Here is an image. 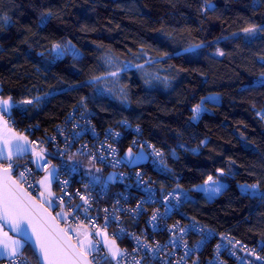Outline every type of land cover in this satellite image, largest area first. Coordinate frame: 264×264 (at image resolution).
Masks as SVG:
<instances>
[{
	"label": "trees",
	"instance_id": "trees-1",
	"mask_svg": "<svg viewBox=\"0 0 264 264\" xmlns=\"http://www.w3.org/2000/svg\"><path fill=\"white\" fill-rule=\"evenodd\" d=\"M251 25L255 34L242 31ZM260 29L264 0H0V96L32 101L8 114L29 138L52 132L77 105L101 127L120 120L139 125L163 151L156 167L146 165L159 189L186 193L183 218L264 243V198L239 186L257 185L264 193ZM56 43L79 55L58 58ZM194 45L201 46L191 50ZM104 49L123 58L147 52L169 68L172 82L148 87L130 70L123 76L126 104L97 96L92 81L106 72ZM211 93L221 100L205 99ZM202 101L209 109L193 120ZM132 137L129 132L127 143ZM209 176L227 182L212 200L195 189ZM24 251L36 260L31 246Z\"/></svg>",
	"mask_w": 264,
	"mask_h": 264
},
{
	"label": "built area",
	"instance_id": "built-area-1",
	"mask_svg": "<svg viewBox=\"0 0 264 264\" xmlns=\"http://www.w3.org/2000/svg\"><path fill=\"white\" fill-rule=\"evenodd\" d=\"M63 56L64 54L58 55V58ZM129 132L133 133V137L127 143ZM29 139L35 142L33 146L36 151L44 150L45 159L50 160L51 164L38 170L32 163L35 157L25 155L23 162L19 163L21 167L15 172L16 178L40 199L39 193L44 189L36 181L42 178L47 168L58 166L59 181H54V206L50 208L57 216L61 208L55 206L60 203L56 197L63 196L61 207L69 215L67 219L57 218L66 229L69 225L82 223L90 232L94 226L101 231L106 230L107 235L117 240L119 248L126 253L123 257H117L120 264L264 262V259L257 260V257L264 258L262 241L249 243L226 231H213L194 219L181 216V193L159 189L156 178L146 166L149 164L156 167L163 151L143 135V129L139 125L120 120L114 125L101 127L86 110L77 105L55 125L52 132ZM129 149L132 150L131 156L128 155ZM136 152H139V156L143 153L145 156L137 159ZM156 152L160 155L157 156ZM3 166L7 167V163ZM98 167L104 168V176L92 178L91 175L97 176ZM25 168L31 169V173H26L21 178L19 172ZM64 181H67V185H64ZM81 196L87 198L88 205L80 199ZM77 205H81L78 211ZM84 207H89L87 214ZM104 209L108 210L107 213ZM154 214L157 217L155 221L152 220ZM74 216H78L79 220L74 219ZM105 216L108 217L106 229ZM113 216L117 217L115 223L111 221ZM181 228L184 229L183 232L180 231ZM121 230L127 235H114ZM69 234L77 241L74 232L69 231ZM91 237L100 239L94 234ZM151 248H155V252L149 251ZM250 250H254L256 255H251ZM106 254L107 249L103 247L99 253L92 254L94 264H116L115 260H105ZM25 256L31 264H37L27 252ZM0 264L9 262L0 260Z\"/></svg>",
	"mask_w": 264,
	"mask_h": 264
},
{
	"label": "snow or ice",
	"instance_id": "snow-or-ice-1",
	"mask_svg": "<svg viewBox=\"0 0 264 264\" xmlns=\"http://www.w3.org/2000/svg\"><path fill=\"white\" fill-rule=\"evenodd\" d=\"M212 7L209 4V8ZM207 10V8L204 9V11ZM2 19L4 22H7V17H3ZM42 22L45 21L42 20ZM260 30L264 31V29ZM242 31L252 35L257 31V26L251 25L242 29ZM53 51L57 52L58 55H63L69 49L56 43L53 46ZM71 51L74 56L79 55L78 50L73 48ZM223 54V52H220V55ZM110 75L116 76L117 73L113 72ZM95 79L99 80L100 78L96 77ZM209 99L215 100L214 97H210ZM20 103L31 104L32 101L14 102L12 97L6 99L0 97V117L4 114H10V110L13 107H17ZM201 110L199 104L195 106L193 109V119L198 118ZM116 135H119V133H116ZM34 143L29 141L26 136L18 134L9 128L7 120L0 119V260H7L9 264H31L24 252L26 247L31 246L37 264H92L88 256L99 253L103 247L107 249L104 259H112L116 261V264H120L117 257H123L126 253L118 247L114 239H108L106 230L101 231L99 228H96L94 222L92 232L82 223L76 226L69 225L67 229H61L58 225H55V218L51 216L44 205L47 204L49 207L54 206L53 197L55 194L51 191V183L53 179H56L57 182L59 181L58 166H52V171H48L43 179L36 181L38 186H44L45 188V191L39 193L43 203L38 204L35 198L31 197L30 194L20 187L19 182L12 178L13 171L21 167L17 161L25 155H33L35 157L32 163L36 165L38 170H42L45 165L51 164L50 160L45 159L44 150H35L33 147ZM128 155H132L131 149H129ZM156 155L159 156L160 153L156 152ZM141 158H143V154L137 157V159ZM5 162L7 163V167L3 166ZM26 173H31V169L25 168L24 171L19 172V176L24 178ZM209 181L216 186L206 190L219 193L221 186L217 185L211 176H209L208 181L205 183L207 184ZM63 183L67 185V181ZM256 187V185L242 186L244 191H248L249 188L255 189ZM45 192L47 193L46 195ZM251 195H260L264 198V193L256 191H252ZM176 198L178 199V197ZM56 199L60 203L55 204V206L61 208L57 216L67 219L69 213H66L61 207L64 199L63 196L56 197ZM80 199L84 201L85 205L89 204L86 197L81 196ZM80 207L81 205H77L76 210L78 211ZM104 211L107 213L108 210L104 209ZM84 212L87 214L89 207H84ZM74 219L79 220V217L74 216ZM104 219L106 221V229L108 217L105 216ZM156 219L157 217L154 214L152 220L155 221ZM111 221L113 223L117 222V217L113 216ZM153 227L155 228V225ZM69 231L76 234V243H72L68 235ZM180 231L183 232L184 229L181 228ZM200 231L203 230L201 229ZM93 234L100 237V239L93 241L91 239ZM114 235L123 236L127 235V233L121 230V232ZM137 243L139 244V238H137ZM145 247L147 246L145 245ZM156 247H159L158 243ZM217 248H219V245H217ZM155 250V248L149 249L151 252H155ZM250 254L256 255L254 250H250ZM261 259L264 258L257 257V260Z\"/></svg>",
	"mask_w": 264,
	"mask_h": 264
},
{
	"label": "rangeland",
	"instance_id": "rangeland-1",
	"mask_svg": "<svg viewBox=\"0 0 264 264\" xmlns=\"http://www.w3.org/2000/svg\"><path fill=\"white\" fill-rule=\"evenodd\" d=\"M62 46L65 47L66 45L62 44ZM200 46L201 45H194L190 49L191 50H198L200 48ZM67 48L69 49L68 52L71 54H72L71 50L73 48L76 49L72 45H68ZM102 60L106 66V72L104 75L99 76V78H100L99 80L94 79L92 81L93 87H94V92L97 96H105V97L113 99L117 102L126 104L128 102L129 93H128L127 85H126L125 81L123 80V76L127 71H130V70L136 71L144 79V81L148 87H154V86L167 87L172 82V76L170 74L169 68L167 69V67H164L163 64L157 65V63L155 62V58H152L147 52H141V53L134 55L133 57H130V58H123L121 56L116 55L111 50L104 49L102 51ZM113 72L117 73V75L116 76L110 75V73H113ZM210 97H214L215 102H219L221 100V95L219 93H211L208 96H206L205 99H207L209 101H213V100L209 99ZM38 98H39V96H38ZM200 106H201L202 110L199 113L198 118L203 113V111L209 109V106L207 105V103H205V101H202ZM198 118L193 119V120H198ZM136 155L139 156V152H136ZM143 156H145L144 153H143ZM52 166H55V165H52ZM52 166H50L49 168H47L43 172V177L47 174L48 171H52ZM96 173H97V176L91 175V177L92 178H101L102 176H104V168L98 167ZM43 177L41 179H43ZM212 178L214 181H216L217 185L221 186V190L219 193H213L210 190H206V189H211L212 187L216 186V185H213L211 181H209L207 184L202 183V184H199L195 187V189L201 190L209 200H212L217 195H219L221 193V191L227 185V182L222 180V179L214 178V177H212ZM54 181H55V179L52 180L53 185L51 183V191L52 192H54ZM207 181H208V179H207ZM245 185L251 186L252 184L240 183L239 186L243 192H250L251 193L252 191H256V192L261 193V191L257 185H256L257 187L255 189L249 188L248 191H244L242 186H245ZM42 188L45 191L44 186H42ZM180 193L182 196H186V193L184 191H180ZM107 237L109 240H112V238H110L108 235H107ZM91 239L93 241H95V239L93 237H91ZM115 242L118 245V241L115 240ZM118 247H119V245H118Z\"/></svg>",
	"mask_w": 264,
	"mask_h": 264
},
{
	"label": "water",
	"instance_id": "water-1",
	"mask_svg": "<svg viewBox=\"0 0 264 264\" xmlns=\"http://www.w3.org/2000/svg\"><path fill=\"white\" fill-rule=\"evenodd\" d=\"M19 164V163H18ZM6 167V166H4ZM15 172L16 170L13 171L12 173V178L14 180H17L20 184V187L23 188L28 194L31 195V197L35 198L36 202L39 203H43V201L41 199H39L36 195H34L32 192H30L15 176ZM44 207L47 209V211L51 214L52 217H54V223L55 225H58L59 228L61 229H66L65 225L57 218V216L54 214L53 210L47 205L45 204ZM69 237L71 238L72 243H76L77 241L68 233ZM33 249V248H32ZM88 259L90 261H92V264H94L93 260H92V254H90L88 256Z\"/></svg>",
	"mask_w": 264,
	"mask_h": 264
},
{
	"label": "crops",
	"instance_id": "crops-1",
	"mask_svg": "<svg viewBox=\"0 0 264 264\" xmlns=\"http://www.w3.org/2000/svg\"><path fill=\"white\" fill-rule=\"evenodd\" d=\"M1 97V96H0ZM6 99V98H5ZM10 113H11V110H10ZM0 119H3V120H7L8 121V127L11 128L13 131H15L16 133L18 134H21L23 136H25L24 134H22L21 132H19L15 127L14 125L12 124V121L9 119L8 117V114H4L2 117H0ZM27 137V136H26ZM28 138V137H27ZM28 140L30 141V139L28 138ZM43 177V176H42ZM53 185V183H52Z\"/></svg>",
	"mask_w": 264,
	"mask_h": 264
}]
</instances>
